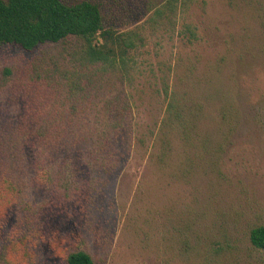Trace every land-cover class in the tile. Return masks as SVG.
Wrapping results in <instances>:
<instances>
[{
    "label": "rangeland",
    "instance_id": "374dc122",
    "mask_svg": "<svg viewBox=\"0 0 264 264\" xmlns=\"http://www.w3.org/2000/svg\"><path fill=\"white\" fill-rule=\"evenodd\" d=\"M93 1L142 29L128 73L68 88L61 44L0 45V264H264V0Z\"/></svg>",
    "mask_w": 264,
    "mask_h": 264
},
{
    "label": "trees",
    "instance_id": "16d2710c",
    "mask_svg": "<svg viewBox=\"0 0 264 264\" xmlns=\"http://www.w3.org/2000/svg\"><path fill=\"white\" fill-rule=\"evenodd\" d=\"M189 2L164 0L153 9L150 18L152 22L170 18ZM141 30L138 26L124 31L112 26L105 27L100 4L93 0L71 3L64 0H0V45L13 44L29 51L39 44H61L67 54L63 59L72 68H52L51 76L60 85L69 84L68 88L84 84L82 75L86 73H96L100 78L109 73H128L132 68L125 67L134 62L130 53L143 43ZM185 32L196 39L194 29L187 24L182 33ZM71 47H74L72 51L69 50ZM167 97V120L174 123L176 119L179 122L182 115L177 113L175 107H180L182 112L185 105L176 104L170 89ZM187 113L188 117L179 125L184 136L189 138L188 130L195 127L197 116L190 107ZM248 239L253 247L264 249V225L252 227ZM66 262L93 264L89 254L82 250L69 252Z\"/></svg>",
    "mask_w": 264,
    "mask_h": 264
}]
</instances>
